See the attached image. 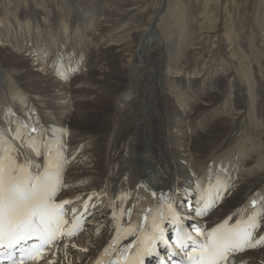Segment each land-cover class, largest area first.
<instances>
[{
    "label": "bare ground",
    "instance_id": "1",
    "mask_svg": "<svg viewBox=\"0 0 264 264\" xmlns=\"http://www.w3.org/2000/svg\"><path fill=\"white\" fill-rule=\"evenodd\" d=\"M29 1L35 7L26 12L24 0H0V126L43 125L59 143L57 163L69 186L64 195L97 191L104 198L90 231L30 264L90 262L111 235L112 198L139 183L178 199L205 172L221 169L232 178L230 188L203 221L212 224L245 202L264 206V14L251 21L249 12L247 18L226 12L228 0ZM263 6L256 0V8ZM53 11L64 29L58 40L67 38L69 25L70 32L88 30L94 43L72 44L87 56L85 70L97 68L93 76H76V88L54 75L48 40L28 36V45L26 38L5 35L12 20L25 27ZM220 27L223 34H212ZM222 73L217 84L215 74ZM228 78L237 83L232 96ZM97 81L96 89L86 87ZM195 101L215 104L213 111H177ZM238 262L264 264V247L239 255Z\"/></svg>",
    "mask_w": 264,
    "mask_h": 264
},
{
    "label": "snow or ice",
    "instance_id": "2",
    "mask_svg": "<svg viewBox=\"0 0 264 264\" xmlns=\"http://www.w3.org/2000/svg\"><path fill=\"white\" fill-rule=\"evenodd\" d=\"M54 191V184L46 178H37L31 185L17 179L7 184L0 181V218L7 213L10 237L18 231H26L33 224L38 226L46 217L55 215L57 206L49 203ZM250 235L248 232L209 234L206 243L201 246L200 264H221V261L227 264L229 254L243 250ZM261 239L264 240V237ZM12 242L14 239L10 238L9 243ZM178 243L183 246L182 241Z\"/></svg>",
    "mask_w": 264,
    "mask_h": 264
},
{
    "label": "rangeland",
    "instance_id": "3",
    "mask_svg": "<svg viewBox=\"0 0 264 264\" xmlns=\"http://www.w3.org/2000/svg\"><path fill=\"white\" fill-rule=\"evenodd\" d=\"M179 1V0H178ZM182 1V0H181ZM185 1V0H184ZM227 1V0H226ZM228 2H231V4L229 3L228 6L226 8H228L226 10V12H230V13H241L242 15L245 16V18L249 17L248 14L250 15V20L254 17L252 15H258V16H261L259 13L261 14H264V9L261 7L260 9L259 8H256V0H228ZM246 2V3H245ZM240 3V4H239ZM239 4V5H238ZM23 5H24V9L29 7L30 10H27L26 12L28 11H32V9L35 7V4L29 0H24L23 2ZM232 8H231V6ZM248 5V6H247ZM238 7V10L236 9ZM247 7V8H246ZM264 7V6H263ZM240 8V9H239ZM243 8H246V9H243ZM256 8V9H255ZM232 9V10H231ZM248 9H251V10H248ZM256 10L257 14L255 13ZM234 11V12H233ZM260 11V12H259ZM262 11V12H261ZM217 12H221V8H217ZM223 12V11H222ZM245 12H249L248 14L245 13ZM57 15V13L55 11L53 12H50L47 16H42L41 14H38V20H39V23L35 20L34 22H32L30 19V21L32 23H28V24H25V21H23L22 19L24 18H20L18 22H22L25 24V27L20 24L18 25L17 22L15 20H12V25L7 26V29L5 30L7 32L6 37H9V38H12L13 41H15L16 39L19 40V39H25V43L26 44H30V39H27L28 36H31V41L32 42H35L36 40L33 39V38H37L38 37V40L36 42H39V43H44L45 41L48 40V42H50V44L52 45L53 47V50H52V47H51V50L52 52H49V56H50V59L48 60V64L50 63L51 64V58H55L57 59L59 62L64 58L66 57V59H64L67 63L72 61L71 63L73 62H79V71L78 73L79 74H75L73 77H70V81H66L67 83L70 84L73 83V86L76 88L79 86V81L77 82H73V80H75V77L76 76H81L82 74H85V75H88V74H91L92 76L96 73L95 71L97 70L96 68V65H94V67L92 68H88L87 70H85L84 68L87 66V56H83L81 57V52L79 49H81L80 47H78L76 44L72 45L73 43H79V42H83L86 47L87 46H91L92 44L94 45L93 42H91L88 38V35H87V31L88 30H83L81 33L80 31L79 32H70V30H72L71 28H68L69 25L66 26L67 28V31H68V36L67 38H63L62 40H58L57 36H60V37H64L62 34H64V29H61L62 26L59 24L57 25V21L54 19V16ZM223 17V15H222ZM249 20V21H250ZM26 21H28V19L26 18ZM252 21V20H251ZM250 21V22H251ZM16 22V23H15ZM17 24V25H16ZM264 26V24H263ZM221 28V29H220ZM220 31L218 32V30H216L215 32H213L212 34L214 33H218V34H223L224 32V28L223 27H220ZM10 32H8L9 30ZM25 30V31H24ZM12 31V32H11ZM22 31V32H21ZM26 33V35L24 33ZM48 33V34H47ZM11 34V35H10ZM10 35V36H9ZM48 35V36H47ZM13 36V37H12ZM25 36V37H24ZM51 37V38H50ZM59 37V38H60ZM51 40V41H50ZM57 40V41H56ZM65 40V41H63ZM59 41V42H58ZM60 41H62V45L60 43ZM71 43V44H70ZM68 46H67V45ZM70 45V46H69ZM91 46V47H94V46ZM62 46V47H60ZM98 47V45H96ZM70 47V48H69ZM96 47V48H97ZM10 48V47H9ZM58 48V49H56ZM68 48L70 51H68ZM11 49V48H10ZM56 49V50H55ZM87 49V48H86ZM90 50V49H89ZM44 51V49H43ZM57 52V53H56ZM60 52V53H59ZM88 52V51H86ZM83 55H85V53ZM69 53V54H68ZM72 53V54H71ZM44 54H45V51H44ZM51 54V55H50ZM67 54V55H66ZM89 54H91V52L89 51ZM55 55V56H53ZM80 55V56H79ZM75 56V57H74ZM108 56V55H107ZM79 57V58H78ZM60 60H59V59ZM79 59V60H78ZM44 60H46V58H44ZM68 60V61H67ZM61 63V62H60ZM86 65V66H85ZM85 70V71H84ZM215 78H216V83L218 82V80L220 78H223V73L222 74H215ZM229 80H227L226 82V86L230 87V89H228V91L231 93V96L233 94L232 91L235 90V88L237 87V83L235 81L234 78H228ZM97 84H98V81L95 82V84H91L89 86H86V87H91L92 89H96L97 88ZM218 84V83H217ZM212 86L215 87V84L212 83ZM208 87L210 88V86L208 85ZM51 90H53L52 86H50V89H48V91L45 92L46 95H51L50 92ZM53 93V92H52ZM229 93V94H230ZM87 99H90L89 97ZM179 99V98H178ZM177 99V100H178ZM231 99V98H230ZM172 100H174V98H172ZM177 100L175 101V103L179 104V101L177 102ZM184 103V102H183ZM183 103H180L181 105L180 106H183L182 109L180 107H176L177 108V111L178 112H183V110L186 109L185 112H210V111H213V108H214V105H211V106H208L206 107L205 105H203V107L201 106V103H199V101H195V104L194 106L192 107L191 103L189 105H186L184 106ZM113 104V103H112ZM191 105V106H190ZM201 107V108H200ZM197 109V111H195V109ZM203 108V109H202ZM188 114V113H187ZM187 116H192V115H187Z\"/></svg>",
    "mask_w": 264,
    "mask_h": 264
}]
</instances>
